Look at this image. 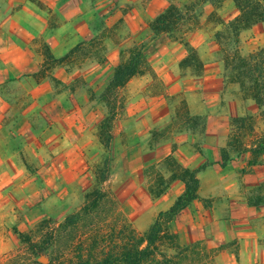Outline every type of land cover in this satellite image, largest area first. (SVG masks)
Masks as SVG:
<instances>
[{"label":"rangeland","instance_id":"374dc122","mask_svg":"<svg viewBox=\"0 0 264 264\" xmlns=\"http://www.w3.org/2000/svg\"><path fill=\"white\" fill-rule=\"evenodd\" d=\"M173 2L193 0L163 9ZM157 7L0 0V264L112 255L133 242L130 229L144 236L171 207L186 172L198 178L209 165L223 188L202 190L215 174L202 187L198 179L153 255L165 264H264V22H234L238 3L223 0L158 34ZM129 57L137 72L108 89ZM96 190L112 204L100 200L68 241L58 225ZM50 233L45 254L27 250L26 238L39 246Z\"/></svg>","mask_w":264,"mask_h":264},{"label":"trees","instance_id":"16d2710c","mask_svg":"<svg viewBox=\"0 0 264 264\" xmlns=\"http://www.w3.org/2000/svg\"><path fill=\"white\" fill-rule=\"evenodd\" d=\"M223 0H193L190 4L173 2L170 3L165 9H163L156 18L152 30L156 33L169 34L172 30H175L179 24L187 23L185 19L189 17L190 13L198 6L201 10H205L209 5L215 3H221ZM240 8V13L234 18V22L240 24H251L256 21L264 22V0H235ZM129 60L120 64L113 73V79L110 81L108 89H112L122 84L128 77L135 74L138 70L137 61L134 57H129ZM107 96V95H105ZM108 96L105 98L108 101ZM110 118V117H109ZM264 144V138L261 140ZM263 146V145H259ZM197 170L186 172L184 177L185 188L182 194H180L171 207L164 211L159 212L157 219L150 225L147 232L142 237H135L134 230L130 229L128 237L131 243H123L120 247H117V251L112 255H107L98 259H92V256H86L83 258L81 254L77 256L79 259L74 264H161L169 263L171 260H159L151 251V245L155 242L159 233L163 231V226L168 224L177 214L190 204L192 200L196 198V190L198 186V178L196 177ZM93 196L88 202H86L76 213L69 215L65 220L58 225L59 233H67L68 241L73 239L76 228V224L81 219L91 218L96 212L97 207L100 204V200L103 199L110 206L112 204L111 198L102 191H95ZM135 238V239H134ZM54 234H49L42 240V244L37 246L26 238L30 242L27 246V250L34 256L45 254L50 245H52ZM67 241V242H68ZM143 242H146L142 246ZM57 258V257H56ZM36 264H48L49 262H42L40 260L34 261Z\"/></svg>","mask_w":264,"mask_h":264},{"label":"crops","instance_id":"0c3cea01","mask_svg":"<svg viewBox=\"0 0 264 264\" xmlns=\"http://www.w3.org/2000/svg\"><path fill=\"white\" fill-rule=\"evenodd\" d=\"M140 1H143V0H134V2H140ZM158 4V7L154 10V12H159L163 9V7H165V5L167 4L166 3V0H155ZM214 166V165H213ZM212 165H209L205 168V170H202L198 173V179H199V183L201 184V187L203 184V180H202V177L203 175L207 177V175L211 174V175H216L215 179L208 185H204L203 186V189L202 190H205L209 193H212V194H216L217 192H219V190L223 187H221L223 185V182L220 177H219V174L217 173L216 169L213 167ZM176 184H171V189L173 188V186H175ZM178 188L179 185H177ZM178 217V215L176 216V218ZM175 219V218H174ZM250 238V241L253 242V240H255L254 238V235H251Z\"/></svg>","mask_w":264,"mask_h":264}]
</instances>
